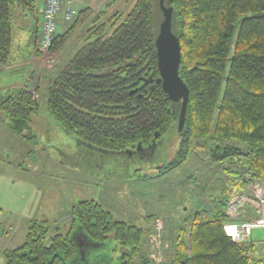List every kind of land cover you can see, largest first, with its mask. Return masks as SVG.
<instances>
[{
  "label": "trees",
  "instance_id": "obj_1",
  "mask_svg": "<svg viewBox=\"0 0 264 264\" xmlns=\"http://www.w3.org/2000/svg\"><path fill=\"white\" fill-rule=\"evenodd\" d=\"M169 2L174 9L173 31L181 45L179 74L190 100L184 130L178 134L179 148L164 170L178 169L196 153L208 152L213 163H228L225 175L245 184L261 180L264 0ZM159 5L160 0H138L128 15L116 13L105 23L94 22L74 58L50 76L48 114L66 134L76 136L81 152L126 158L128 151L159 140L156 133L161 140L175 129L181 103H173L157 82L156 37L163 19ZM26 8H34L33 0H0V68L11 64L14 17ZM88 13L81 12L74 27L56 37L52 52L68 44ZM108 26L114 30L106 36ZM41 85L40 79L36 94L22 88L0 98L7 128L28 141L33 136L24 134L40 110ZM229 203L225 196L215 202L210 217L202 211L184 219L168 257L171 264L256 261L248 247L237 245L224 232ZM48 233L47 221L33 222L24 243L5 253L6 264H83L77 236L101 246L110 242L119 253L118 264L154 263L143 254L146 230L115 219L94 200H80L73 206L66 235L57 234L48 244Z\"/></svg>",
  "mask_w": 264,
  "mask_h": 264
},
{
  "label": "rangeland",
  "instance_id": "obj_2",
  "mask_svg": "<svg viewBox=\"0 0 264 264\" xmlns=\"http://www.w3.org/2000/svg\"><path fill=\"white\" fill-rule=\"evenodd\" d=\"M137 2L118 0L111 10L126 16ZM113 30L108 26L104 34L109 36ZM39 44L35 52L38 65L28 85L35 87L42 78L40 110L32 117L30 131L24 134L33 136L31 140L9 131L0 113V264H6L7 251L24 243L35 221L48 222V244L55 235H66L71 210L80 200H94L115 219L144 228L143 254L152 260L161 253L168 261L162 264H171L168 257L174 252L185 218L192 219L202 211L209 212L210 217L215 202L231 196V187L238 193L248 189L251 192L252 184L243 188L240 181L225 175L228 163H213L208 152L196 153L182 167L170 172L162 169L168 167L179 148L178 123L160 140L151 161L129 158L130 168H125V158L97 151L81 152L76 136L66 134L48 114L49 82L43 81L47 74L55 77L61 70L56 69L57 65L65 67L76 53L60 62V53L51 51L55 64L48 70L41 64ZM18 73L0 76V88L19 83L22 75ZM16 93L11 91L9 95ZM95 163L105 164L102 173L95 169ZM250 240L264 246V229L254 230ZM112 246L109 242L107 249Z\"/></svg>",
  "mask_w": 264,
  "mask_h": 264
},
{
  "label": "crops",
  "instance_id": "obj_3",
  "mask_svg": "<svg viewBox=\"0 0 264 264\" xmlns=\"http://www.w3.org/2000/svg\"><path fill=\"white\" fill-rule=\"evenodd\" d=\"M117 1L118 0H74L75 8L79 12V14L83 11H89V17H87L85 21L77 28L75 34L72 36L68 44L59 52L60 62H62L64 58H69L70 55L73 56L83 46L85 38L87 36V32L91 27H93L94 22L96 25L100 23H105L106 21H108L109 18L116 14L111 9L115 6ZM44 3L45 0H33L34 8H26L19 10L14 17L12 34L13 40L11 48L12 65H10V67L8 68H0V76H9L10 74H17L20 71L22 73V76L19 78V83H16L13 86H2V88H0V98H5L7 97V95H9L11 91H18L22 88L29 90L33 94L36 93L40 78L38 79V82L35 87H28V85L31 81L32 72H34L35 66L38 65L35 61V52L40 40V30L43 18ZM78 19L79 18L77 16L71 21H66L63 17V14H61L58 21L59 31L57 36L68 32L72 27H74ZM65 67L63 66V64L59 63L56 69L60 68L62 70ZM28 70L29 73H27ZM50 76L51 75L49 74L45 75L43 81L48 82V80H50ZM36 100H38L37 97ZM261 180L253 181L248 184H245V182L243 181L240 182L242 184V187L244 188L246 185L249 184L261 185ZM255 215L256 214L254 213L252 207L249 206L247 208L248 219L255 218ZM227 219L225 221H227ZM241 247H248V253H250L249 256L251 259L253 258V260H256V264H264V246L260 245V243L251 241L249 239L248 243ZM255 262L252 261L251 264H255Z\"/></svg>",
  "mask_w": 264,
  "mask_h": 264
},
{
  "label": "built area",
  "instance_id": "obj_4",
  "mask_svg": "<svg viewBox=\"0 0 264 264\" xmlns=\"http://www.w3.org/2000/svg\"><path fill=\"white\" fill-rule=\"evenodd\" d=\"M61 14L66 21H71L78 16L79 12L75 8L74 0H45L39 52L43 55L41 64L48 70L52 69L55 64V55L51 54V48L59 31L58 21ZM261 183L264 186V178ZM261 185L253 184L251 192L248 189L240 193L231 187L230 203L226 210L228 219L224 222L223 229L226 236L239 246L248 243L254 230L264 229V187ZM249 206L256 214V219H248L247 208ZM157 245L161 246V243ZM152 260L160 264L168 262L161 253H157V257Z\"/></svg>",
  "mask_w": 264,
  "mask_h": 264
},
{
  "label": "water",
  "instance_id": "obj_5",
  "mask_svg": "<svg viewBox=\"0 0 264 264\" xmlns=\"http://www.w3.org/2000/svg\"><path fill=\"white\" fill-rule=\"evenodd\" d=\"M164 1L160 0L163 21L159 26L156 37L158 70L160 73L157 82L162 85L173 103H181L178 120V132L181 133L185 127L190 93L189 88L179 74L182 56L179 38L173 31L174 9L170 6V2L165 5ZM155 137L159 138V133H156ZM138 149H141V145Z\"/></svg>",
  "mask_w": 264,
  "mask_h": 264
},
{
  "label": "flooded vegetation",
  "instance_id": "obj_6",
  "mask_svg": "<svg viewBox=\"0 0 264 264\" xmlns=\"http://www.w3.org/2000/svg\"><path fill=\"white\" fill-rule=\"evenodd\" d=\"M168 2L169 0H165L164 1L165 5H167ZM159 7L161 9L160 5ZM157 139L159 140L155 141L156 143L153 142V144L147 148L128 151L127 152L128 156H126L124 160L125 168L129 167L128 163L131 162L130 160H128L129 158H139V159L151 161L156 155L157 147L161 144L160 137ZM116 157L123 158L122 155H118ZM104 168H105V164L98 163L95 169L99 170V173H102ZM162 169H164V166L162 167ZM75 241L78 246V250L80 254L79 257L83 261V264H118L119 263V261L117 260V255L119 253L118 251L114 250L115 249L114 245L112 246L113 248L111 250H108L107 245L101 246V244L98 243L96 240L88 239L86 237L82 238L80 236H77Z\"/></svg>",
  "mask_w": 264,
  "mask_h": 264
}]
</instances>
